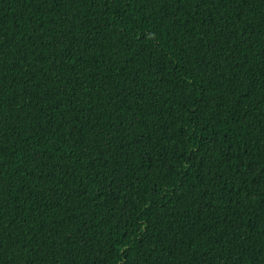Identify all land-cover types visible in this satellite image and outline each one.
Listing matches in <instances>:
<instances>
[{
  "label": "trees",
  "instance_id": "trees-1",
  "mask_svg": "<svg viewBox=\"0 0 264 264\" xmlns=\"http://www.w3.org/2000/svg\"><path fill=\"white\" fill-rule=\"evenodd\" d=\"M0 264H264V0H0Z\"/></svg>",
  "mask_w": 264,
  "mask_h": 264
}]
</instances>
